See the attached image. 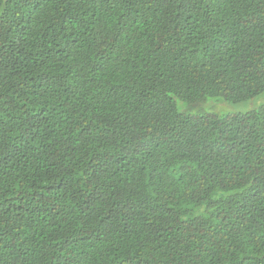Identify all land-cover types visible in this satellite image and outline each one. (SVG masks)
<instances>
[{
    "label": "trees",
    "instance_id": "1",
    "mask_svg": "<svg viewBox=\"0 0 264 264\" xmlns=\"http://www.w3.org/2000/svg\"><path fill=\"white\" fill-rule=\"evenodd\" d=\"M0 264H264V0H0Z\"/></svg>",
    "mask_w": 264,
    "mask_h": 264
},
{
    "label": "rangeland",
    "instance_id": "2",
    "mask_svg": "<svg viewBox=\"0 0 264 264\" xmlns=\"http://www.w3.org/2000/svg\"><path fill=\"white\" fill-rule=\"evenodd\" d=\"M179 108L181 110L186 109L188 106L184 102H179ZM249 109L248 103H231L225 101L223 98L210 97L203 103L195 108H191L192 113H213L218 115H225L228 113L246 111Z\"/></svg>",
    "mask_w": 264,
    "mask_h": 264
}]
</instances>
